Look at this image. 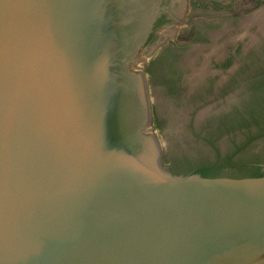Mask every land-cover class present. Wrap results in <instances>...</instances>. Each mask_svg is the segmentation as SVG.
<instances>
[{"label": "water", "instance_id": "obj_1", "mask_svg": "<svg viewBox=\"0 0 264 264\" xmlns=\"http://www.w3.org/2000/svg\"><path fill=\"white\" fill-rule=\"evenodd\" d=\"M162 2L0 0V264H264V175L162 167Z\"/></svg>", "mask_w": 264, "mask_h": 264}, {"label": "rangeland", "instance_id": "obj_2", "mask_svg": "<svg viewBox=\"0 0 264 264\" xmlns=\"http://www.w3.org/2000/svg\"><path fill=\"white\" fill-rule=\"evenodd\" d=\"M183 1V24L173 26L144 64L146 101L163 151L162 167L169 171L181 158L215 161L226 156L248 167L260 164L264 2L240 0L235 7L239 0ZM221 58L224 62L216 64ZM238 170L225 172L234 176Z\"/></svg>", "mask_w": 264, "mask_h": 264}, {"label": "trees", "instance_id": "obj_3", "mask_svg": "<svg viewBox=\"0 0 264 264\" xmlns=\"http://www.w3.org/2000/svg\"><path fill=\"white\" fill-rule=\"evenodd\" d=\"M176 163V164H175ZM257 164L249 165L239 164L238 161H232L230 157L217 158L215 161H211L208 158H181L178 161H174V164L169 167V172L175 176H189L199 175L201 178L207 181H249L258 180L263 177L260 170L256 168ZM233 167L238 168L243 172L241 174L238 170L237 174H227L225 169Z\"/></svg>", "mask_w": 264, "mask_h": 264}, {"label": "flooded vegetation", "instance_id": "obj_4", "mask_svg": "<svg viewBox=\"0 0 264 264\" xmlns=\"http://www.w3.org/2000/svg\"><path fill=\"white\" fill-rule=\"evenodd\" d=\"M218 1L219 0H214L215 3H217ZM183 2V0H180L178 3H173V0H163L161 8H164V10L160 11L149 25V30L147 31V34L145 36L142 49H147L155 45L160 39L165 40V38L169 37V34L172 31L171 27L183 24ZM178 13H182L180 17ZM163 44L164 41L161 45H158L155 48L154 52L150 55V57H152L155 54L156 50H158ZM223 62V58L218 61H215L216 64H222ZM224 66H222V68H224ZM222 68L220 66L218 69L222 70ZM256 168H258L260 170V173L264 175V161L260 164H257Z\"/></svg>", "mask_w": 264, "mask_h": 264}, {"label": "crops", "instance_id": "obj_5", "mask_svg": "<svg viewBox=\"0 0 264 264\" xmlns=\"http://www.w3.org/2000/svg\"><path fill=\"white\" fill-rule=\"evenodd\" d=\"M260 1H261V2H264V0H260ZM217 3H218V2H217ZM239 5H241V1H240V0L235 2V7H236V6H239ZM233 7H234V6H233ZM235 7H234V8H235ZM232 11H234V10L232 9ZM234 12H235V11H234ZM234 12H232V13L234 14Z\"/></svg>", "mask_w": 264, "mask_h": 264}]
</instances>
